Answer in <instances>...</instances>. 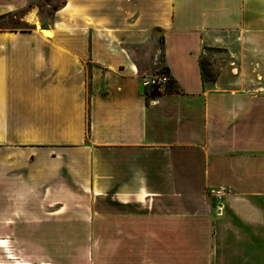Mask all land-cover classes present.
Instances as JSON below:
<instances>
[{"label":"crops","instance_id":"1","mask_svg":"<svg viewBox=\"0 0 264 264\" xmlns=\"http://www.w3.org/2000/svg\"><path fill=\"white\" fill-rule=\"evenodd\" d=\"M32 2L0 0L27 26L0 28V235L41 264H264V0Z\"/></svg>","mask_w":264,"mask_h":264},{"label":"rangeland","instance_id":"2","mask_svg":"<svg viewBox=\"0 0 264 264\" xmlns=\"http://www.w3.org/2000/svg\"><path fill=\"white\" fill-rule=\"evenodd\" d=\"M51 0H38V2H32L30 5H37L40 9L39 13L41 17L47 21L50 18V10L42 8L45 3ZM20 13L14 16L0 21V28L2 29H26L27 26L19 20ZM163 73V72H162ZM211 73L208 74L207 81H210ZM4 237L0 235V239L4 241L3 247H0V264H41L31 257L25 256L19 245V236ZM97 239L99 236H96Z\"/></svg>","mask_w":264,"mask_h":264},{"label":"built area","instance_id":"3","mask_svg":"<svg viewBox=\"0 0 264 264\" xmlns=\"http://www.w3.org/2000/svg\"><path fill=\"white\" fill-rule=\"evenodd\" d=\"M169 81H170L169 75L165 73H161L146 78L143 82V86L150 87L152 88V90L159 93L161 91H165L168 88Z\"/></svg>","mask_w":264,"mask_h":264},{"label":"trees","instance_id":"4","mask_svg":"<svg viewBox=\"0 0 264 264\" xmlns=\"http://www.w3.org/2000/svg\"><path fill=\"white\" fill-rule=\"evenodd\" d=\"M63 6V3H58V4H55L52 6V11H55L57 10L59 7H62ZM203 82L205 83H209L213 80V75H211L210 77V81H207V77H208V74L211 73L210 69L207 67V63L203 60ZM163 73L167 74L168 75V72L163 70ZM212 74V73H211ZM172 80L169 81V86H168V91H171L172 90ZM158 95V93L156 91L153 90V92L151 93V96H156Z\"/></svg>","mask_w":264,"mask_h":264},{"label":"bare ground","instance_id":"5","mask_svg":"<svg viewBox=\"0 0 264 264\" xmlns=\"http://www.w3.org/2000/svg\"><path fill=\"white\" fill-rule=\"evenodd\" d=\"M4 244L3 240H0V247H3L2 245ZM27 264V263H26Z\"/></svg>","mask_w":264,"mask_h":264}]
</instances>
